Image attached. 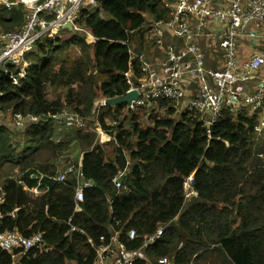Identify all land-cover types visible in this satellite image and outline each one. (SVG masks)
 Masks as SVG:
<instances>
[{"label": "trees", "instance_id": "1", "mask_svg": "<svg viewBox=\"0 0 264 264\" xmlns=\"http://www.w3.org/2000/svg\"><path fill=\"white\" fill-rule=\"evenodd\" d=\"M23 16L21 9L0 7L6 31L21 27ZM170 17L164 0H102L82 9L76 24L83 30L65 28L37 42L25 55L26 74L19 84L22 65L0 69L2 112L41 118L25 129L0 126V232L17 230L26 238L42 233L49 247L33 248L16 260L0 247V264H94L97 248L116 233L132 250L160 228L162 235L145 249L148 260L136 264H264V140L255 131L262 109H225L210 128L196 112L174 118V104L162 98L138 111L126 103L107 104L98 118L94 115L101 98L126 93L125 72L142 75V59L136 52L131 56L129 43L144 57L158 53L141 28L151 19ZM74 46L80 55L69 61ZM50 90L58 94L52 97ZM65 110L94 126L74 132L83 153V178L94 181L78 211L75 178H54L58 155L71 140L56 142L57 121L49 115ZM140 111L151 112V126L135 114ZM96 119L112 141L97 142ZM107 144L114 145L112 151ZM122 169L128 170V190L113 183ZM189 176L197 195L187 200ZM130 230L138 237L129 238Z\"/></svg>", "mask_w": 264, "mask_h": 264}, {"label": "built area", "instance_id": "2", "mask_svg": "<svg viewBox=\"0 0 264 264\" xmlns=\"http://www.w3.org/2000/svg\"><path fill=\"white\" fill-rule=\"evenodd\" d=\"M102 0H22L27 13L22 26L15 30L0 27V69L8 65H22L15 82L26 74L25 55L37 42L45 38H55L71 23L76 30H83L76 24L83 7L99 4ZM6 6L11 3L0 0ZM170 10L169 19H151L147 24L150 32L148 39L156 44V58L147 64L142 57V75L135 77L130 69L125 72L128 90L125 94L137 91L138 99L127 104V108L138 111L149 107L157 99H168L174 104L176 113L196 112L210 128L223 114L225 109L237 112L244 106L264 109V0H164ZM210 27L212 33L207 40L223 56L220 68L205 65V50L199 40L201 28ZM172 31L174 37L183 38L185 47L177 50L173 42H167V34ZM93 37V36H92ZM259 40L260 45L252 55L243 56L242 41ZM95 41V38L93 37ZM129 53L135 56V48L129 43ZM253 85V92L248 90ZM124 94V95H125ZM1 97V93H0ZM107 99L101 98L95 106L94 115L100 116L101 109L107 106ZM3 114L0 106V115ZM49 118L59 119L67 127L86 129L87 122L78 114L69 110ZM41 118L20 113L12 116L9 126L25 129ZM116 123V122H115ZM264 129V122L257 123L256 135L259 137ZM96 131L97 127H95ZM210 132V130H208ZM100 133V132H99ZM57 143L61 138L55 139ZM81 164L78 167L68 163L63 170H58L56 180L65 181L69 175L75 178L76 210H81L80 203L85 199V189L91 186L90 180L82 181ZM127 169H122L113 177V183L119 190H128L125 178ZM43 179L44 176L42 175ZM41 179V180H42ZM193 176L185 179L184 186L190 185L191 198L197 195L192 189ZM40 186V185H39ZM35 187L33 194L40 188ZM4 192L0 185V202ZM1 218V214H0ZM163 233L145 236L142 246L129 250L120 241L118 233L110 242L97 248L94 264H136L147 261L145 249L154 243ZM131 238L138 237L134 230L129 231ZM0 247L9 251L13 259H18L29 250H49L43 234L37 233L26 238L19 231L0 232ZM18 250V251H17Z\"/></svg>", "mask_w": 264, "mask_h": 264}, {"label": "crops", "instance_id": "3", "mask_svg": "<svg viewBox=\"0 0 264 264\" xmlns=\"http://www.w3.org/2000/svg\"><path fill=\"white\" fill-rule=\"evenodd\" d=\"M8 2L11 3L10 6H6L5 3L0 2V7L6 9L8 12L11 11L12 9H21V11L23 12V15L25 16L27 13V9H26V5L22 2V0H6ZM23 16V17H24ZM5 19L7 21L10 20V15L6 16ZM196 28H201L200 31V36H199V40L201 43V48H203L205 50V55H206V59H205V65L207 67H216V68H220L219 65L220 64V60L224 61L223 56L219 53V51L213 46V44L211 43V41L207 40L208 34L212 33L213 30H211L210 27H199L196 23ZM173 33L172 31L169 32V34H167V38L166 41L167 42H173L176 45L177 50H180L182 48L185 47V43L186 41L183 38H177L174 37L172 39ZM259 40H248V39H244L242 41V46H241V52L243 53V56H248V55H252L256 49L259 47L260 43ZM156 54L155 51L153 50V52L151 53V57H146L148 58L150 61H154L156 60V58H153V55ZM223 64V63H222ZM251 87L248 86V90H250ZM3 118V119H1ZM4 118L8 119L7 115H2L0 116V126L4 125L5 122H2V120H4ZM57 121L56 125H57V133L55 134V139L57 138H61V141H63L64 139H70L71 144H76V148L80 151V155H78L76 158L73 157V160L75 163H72L73 165H75L76 167H78V164H80L82 162L83 159V153H82V149L79 147V145L76 142V139L74 138L75 131H79V128L76 127H67L64 123H62L61 120L59 119H54ZM259 122H264V109H262V111L259 114V118H258V123ZM10 123V122H9ZM9 123L7 122L5 126L10 127ZM97 130V142L99 143H107L109 141H112L111 137L102 130L101 125L100 124H96ZM100 132V133H99ZM264 135V129L262 131V134L258 137L259 139L261 137H263ZM60 141V142H61ZM59 142V143H60ZM67 151L62 152L61 154H63L61 157H59L56 160V164L60 167L61 165H64L65 163L69 162L68 157L66 159H64L65 153ZM63 158V161H61V159ZM61 168V167H60ZM82 181H85L86 179L82 178ZM119 236V234H118Z\"/></svg>", "mask_w": 264, "mask_h": 264}, {"label": "rangeland", "instance_id": "4", "mask_svg": "<svg viewBox=\"0 0 264 264\" xmlns=\"http://www.w3.org/2000/svg\"><path fill=\"white\" fill-rule=\"evenodd\" d=\"M96 6H98V3L97 4H94V5H90V6H88V7H83L82 9H84V8H88V9H93V8H95ZM81 9V10H82ZM22 26V25H21ZM0 27L2 28V26L0 25ZM20 28V27H19ZM68 28V27H67ZM148 28V26L146 25V26H144V27H142L141 28V32H143L144 34H145V39L149 42L150 40L148 39V37H149V34H150V32H149V30L147 29ZM3 29V28H2ZM18 29V28H17ZM68 29H70V28H68ZM71 29H74L73 28V26H72V28ZM76 30V29H75ZM62 34H64V33H62ZM73 34V32L72 33H69L68 35H72ZM137 35L135 36V38L133 39V43L134 44H138L139 43V37H140V34L139 33H136ZM61 35V34H60ZM67 35V36H68ZM85 35H86V37H87V39L89 40V41H91V42H94V40H93V37H92V34L91 33H89V32H85ZM148 42H147V44H148ZM151 43H153L152 41H150ZM135 47V46H134ZM154 47H152V49H153ZM156 50V49H155ZM79 55H80V53H79V50H78V48L76 47V46H74V47H70L69 49H68V52H67V59L70 61L71 60V58H75V57H79ZM222 63H223V61L222 60H220V64L219 65H217V66H219V67H221L222 66ZM253 83L252 84H249V86L251 87V89L249 90V92L250 93H252L253 92V90L254 89H252L253 88ZM50 92H51V96L52 97H54V96H56L57 94H58V92L57 93H55L53 90L51 91L50 90ZM60 93H61V91H60ZM124 110H122V113H121V115L119 116V118H118V120H119V122L117 121V123L119 124L120 123V121H122V119L124 118ZM4 114V113H3ZM3 114H1L0 116H2ZM135 114H137V115H143L144 116V120H143V124L146 126V127H149V126H151L152 125V123H153V121H151L150 119H149V116L151 115V112L149 111H140V112H138V113H135ZM5 115V114H4ZM7 116H8V119L7 118H4V120H2L1 121V123L2 122H5L4 123V125H6V123L8 122H11V119H12V117H11V115L10 114H6ZM178 113H176V115H175V117L174 118H178ZM1 119H3V118H1ZM97 123L96 124H100L99 122H98V120L96 119L95 120ZM109 123H110V121H111V119H109L108 118V120H107ZM115 122V121H114ZM113 123V122H112ZM124 126L125 127H128L127 126V122L125 121L124 123ZM93 127L94 126H91L90 124H89V122H87V128L86 129H93ZM15 131V130H14ZM262 138V140H264V135H263V137H261ZM21 142H22V137L21 136H18L17 137V140H16V143L17 144H21ZM113 147H114V145H112V144H107L106 146H105V149H107V150H109V151H112V149H113ZM19 148V147H18ZM63 154H59L58 155V158L59 157H61ZM78 155H80V151L76 148V144H72L70 147H69V149L67 150V152L65 153V158L64 159H66L67 157H68V159H69V162H67V163H65L64 165H61L60 167H58V168H60L59 170H63L65 167H66V165L68 164V163H75L74 162V160H73V157H77ZM262 156H264V153H263V155ZM61 161H63V158L61 159ZM193 190H195V189H193ZM185 191H186V199L187 200H189V199H191L192 197H194V196H196V195H193L191 198H188L187 197V195H189V193H190V185L188 186V187H185ZM170 262L168 261V260H166V263L165 264H169Z\"/></svg>", "mask_w": 264, "mask_h": 264}, {"label": "water", "instance_id": "5", "mask_svg": "<svg viewBox=\"0 0 264 264\" xmlns=\"http://www.w3.org/2000/svg\"><path fill=\"white\" fill-rule=\"evenodd\" d=\"M67 27L71 29V28H72V24H71V23H68V24H67ZM135 52H136V54H137L138 57H140V58L143 57L142 52H141L138 48L135 49ZM144 61H145L147 64H150V60H149L148 58H144ZM138 97H139V96H138L137 91H133V92H129V93L125 94V95H122V96H120V97L109 98V99H107L106 102H107V104H109V105H120V104H124V103L128 104V103H130L132 100H136V99H138ZM90 183L93 184L94 181L91 179V180H90Z\"/></svg>", "mask_w": 264, "mask_h": 264}, {"label": "bare ground", "instance_id": "6", "mask_svg": "<svg viewBox=\"0 0 264 264\" xmlns=\"http://www.w3.org/2000/svg\"><path fill=\"white\" fill-rule=\"evenodd\" d=\"M56 142H57V140H56ZM59 169H60V168H59ZM41 176H42V175H41ZM41 176H40L39 183H38L40 186L42 185V180H41L42 178H41ZM91 185H92V184H91ZM30 191L33 193V189L30 190ZM1 217H2V215H1ZM0 219H1V218H0ZM134 231H135V230H134ZM4 232H5V231H4ZM135 232H136V231H135ZM136 234H137V233H136ZM128 235H129V234H128ZM129 238H131V237L129 236ZM131 239H133V238H131ZM157 240H158V239H157ZM157 240H156V241H157ZM152 244H153V243H152ZM2 249H3V248H2ZM4 250H5V249H4ZM6 251H7V250H6ZM8 252H9V251H8ZM9 253H10V252H9Z\"/></svg>", "mask_w": 264, "mask_h": 264}]
</instances>
